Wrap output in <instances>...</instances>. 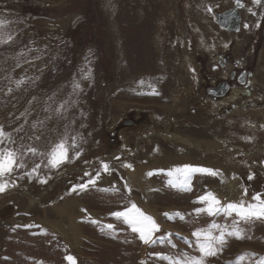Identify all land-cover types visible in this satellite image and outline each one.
<instances>
[{
	"label": "rangeland",
	"instance_id": "rangeland-1",
	"mask_svg": "<svg viewBox=\"0 0 264 264\" xmlns=\"http://www.w3.org/2000/svg\"><path fill=\"white\" fill-rule=\"evenodd\" d=\"M90 4L99 11L95 17H88ZM234 7L243 25L228 29L222 13ZM0 20L6 22L0 37L13 38L0 43V126L11 134L0 148L14 150L24 165L0 178L8 182L0 193V264H69V255L76 264H168L156 253L197 257L192 233L213 222L230 226L234 217L196 216L193 210L203 205L193 201L215 187L223 203L264 196V172L248 168L262 166L260 157L264 162V0H244V7L235 0H0ZM75 28L82 45H73ZM220 84L218 100L211 99L209 89ZM72 137L78 147L69 148V161L47 166V153ZM29 146L43 155L27 152ZM232 153L236 198L228 196V177L225 185L221 177L194 174L190 191L167 184V170L186 164L229 169ZM37 164L39 174L29 177ZM141 166L150 182L145 191L128 175ZM85 172H100L96 184L72 191L88 181ZM76 201L74 213L69 207ZM130 202L140 209L150 203L148 215L160 227L156 244H144L111 215ZM74 215L79 233L74 224L70 232L58 230L57 217ZM240 227L244 238L227 236L205 264H237L241 256L242 264H254L264 257V220Z\"/></svg>",
	"mask_w": 264,
	"mask_h": 264
},
{
	"label": "snow or ice",
	"instance_id": "snow-or-ice-1",
	"mask_svg": "<svg viewBox=\"0 0 264 264\" xmlns=\"http://www.w3.org/2000/svg\"><path fill=\"white\" fill-rule=\"evenodd\" d=\"M235 3L239 7H244L242 0H235ZM253 3L256 5H261L262 0H253ZM207 11L209 13L213 12L211 6H208ZM251 11V9H249ZM255 14V13H253ZM6 22L0 20V27H4ZM259 26V25H257ZM247 27V25H245ZM12 36L7 35L5 37H0V43H10L12 41ZM227 47V45H225ZM141 84L143 81L140 82ZM17 87H20L23 84L22 80L16 82ZM74 88H80V84L76 83ZM11 91V89H9ZM63 105H61V108ZM59 111V109H57ZM42 123V122H41ZM20 131V129H17ZM39 136H36V139L39 140ZM5 139H11V134L6 133L3 126H0V144H3ZM78 147L76 143V138H71V144L69 145L67 138H61L58 143L54 145L50 152L47 153V166L51 168H59L62 164L69 161V148ZM27 152H30L33 155H43V153H38L37 148L29 146ZM81 152L77 151L75 153V158H79ZM116 159H120L116 157ZM101 166L105 172L109 171V163L106 161H101ZM126 167L131 168L132 165H125ZM24 167L22 163H17V154L14 150L4 147L0 148V178H3L7 175H10L15 169ZM40 165L37 164L32 168L29 177L32 173L39 174L38 169ZM162 171V170H157ZM206 174L210 176H217L219 174L218 170L208 167H200L193 165H182L167 170V175L169 177L167 184L170 187L177 188L182 191L191 190V178L194 174ZM154 173L149 172L147 175L151 176ZM85 176H88L89 179L86 183L80 185H74L72 191L77 189L83 191L87 189L90 185L94 186L97 179L100 176V172H97L93 177L91 173L85 172ZM249 180L253 177L250 175ZM41 183H46V180L41 179ZM8 182H0V193L7 190ZM124 187L128 191L130 196L131 188L125 183ZM243 195H247V189H244ZM253 202H247L244 199H241L239 202H227L223 203L215 193L208 191L204 195L199 196L193 203H199L203 205L202 207H197L193 210L196 216L201 214H207L211 217L221 216L224 217H234L231 222V225H225L222 227L220 224L213 222L208 228H202L192 233L196 238V247L200 253L197 257H190L186 254H178L176 257H171L164 255L162 253H156L155 255L164 261H167L168 264H205V258L209 256H216L219 252L222 251L223 245L226 243L227 236H233L236 239H243V229L240 227L241 223H248L250 221L264 220V196L257 193L252 197ZM111 215L116 219L122 221L126 224L130 230L138 235V238L141 242L146 245H154L157 243V240L154 239V233L160 231L159 225L156 223L154 218L145 212H143L134 202L124 207L123 210L114 211ZM166 217L171 218L172 214L165 213ZM176 216L183 218L182 214L176 213ZM109 230H114L115 226L113 224H107L105 226ZM214 231H219V235H215ZM171 237L172 234H168ZM169 242H171L169 240ZM172 247H176L175 244H172ZM249 255V254H246ZM251 256L255 257V253H251ZM66 260L69 264H76L75 258L71 255L66 257ZM244 256H241L237 259V264H242ZM254 264H264V257H261L259 261H255Z\"/></svg>",
	"mask_w": 264,
	"mask_h": 264
},
{
	"label": "bare ground",
	"instance_id": "bare-ground-1",
	"mask_svg": "<svg viewBox=\"0 0 264 264\" xmlns=\"http://www.w3.org/2000/svg\"><path fill=\"white\" fill-rule=\"evenodd\" d=\"M236 6V5H235ZM230 14H232V13H230ZM228 14H225V16H227ZM233 15H234V19H235V21H237V16L233 13ZM244 23V22H243ZM240 25H241V27H242V19H241V22H240ZM244 27V26H243ZM244 29V28H243ZM249 84V83H248ZM255 89V88H254ZM244 91H246V94H248V95H250V93H251V90L250 89H248V86H247V88L246 89H243ZM240 91V90H239ZM253 91V90H252ZM175 138H177V140H182L183 142H185V145H191V146H195L189 139H187V141H186V137H183V136H180V135H176V137ZM213 145L214 146H218V144H217V142H213ZM187 146V147H188ZM262 148V147H261ZM183 149V148H182ZM187 155V154H186ZM184 157V156H183ZM186 160V159H185ZM189 161V160H188ZM188 161H187V163H188ZM216 163L217 164H219V162L218 161H216ZM221 168H223V167H221ZM145 168L143 167V166H141V167H137L136 168V170L134 171V172H128V175H130V177H132L133 178V176H134V183H136L139 187H143V191H145V187H147V186H150V185H148L149 183H148V180L145 178V176H144V174H145V171L146 170H144ZM224 169V168H223ZM226 171L227 172H229V169H226ZM234 173H236V171H230V175H231V177H233V178H231L230 176L228 177L229 178V180H228V182L231 184V186H232V192H229L228 194V196L229 197H237V195H238V189H237V186H238V183H239V180H236L235 178H234V176H233V174ZM237 176V175H236ZM127 178V177H126ZM111 181V180H110ZM109 183V182H108ZM111 183H113V182H111ZM239 197V196H238ZM72 201H75V200H72ZM70 202V201H69ZM77 201L76 202H74L73 204H70L71 206L69 207V203H68V207L69 208H71V210L75 213V205H77ZM150 203H146V205L147 206H144L143 208L141 207V209L142 210H145V211H147L146 212V214H150L151 212H152V209L150 208V205H149ZM31 206H33V205H31ZM59 205H57V206H54V208L53 209H56V207H58ZM33 207H35V208H37L36 206H33ZM65 207V206H64ZM63 208V207H62ZM30 211H33V210H30ZM29 211V212H30ZM55 211V210H54ZM58 213V212H57ZM40 215H42V214H40ZM47 215V214H46ZM43 216V215H42ZM60 216V215H59ZM75 216V215H74ZM73 216V218H69V217H66L65 218V220L63 221L62 220V218H64V217H62L61 219H59V217H57V219L59 220V221H57V222H55L56 224H59V228H58V230L60 229V230H62V231H64V232H66L67 231V229H68V232H70L71 231V229H72V225L71 224H74L73 225V232L74 233H76V232H78L79 233V231H80V227H79V225H77L76 224V220H77V218H76V216L74 217ZM93 216V215H92ZM48 218V217H47ZM67 221V222H66ZM37 223H43L44 225L45 224H48V223H46V221H44V220H41L40 218H38L37 219ZM53 227V226H52ZM53 228H55V227H53ZM67 235H69V233L67 234ZM71 238H72V236H71ZM77 239V235H75V237H74V240H76ZM72 240V239H71ZM81 250V249H80Z\"/></svg>",
	"mask_w": 264,
	"mask_h": 264
},
{
	"label": "crops",
	"instance_id": "crops-1",
	"mask_svg": "<svg viewBox=\"0 0 264 264\" xmlns=\"http://www.w3.org/2000/svg\"><path fill=\"white\" fill-rule=\"evenodd\" d=\"M264 121V120H263ZM261 126H263V124L261 125ZM230 145V144H229ZM231 146V149H232V145H230ZM232 151H233V153H234V150L232 149ZM233 153H232V155L231 156H229V158H228V160H226V166L229 168V172H227L225 169H221V168H218V172H219V174L217 175V177L218 178H222L223 179V182L225 183V185H226V180H225V177H231V175H230V171L233 169V168H230V167H235V165L234 164H232V166H230V164L232 163V158H233ZM240 153V152H239ZM261 158V160H260V162L262 163V166L260 165V163H256V164H254L253 166H248V168H249V171L250 172H252V173H254V171H258L259 173H262V172H264V162H263V157H260ZM236 168V167H235ZM247 168V169H248ZM240 169L242 170V167L240 166ZM237 170V169H236ZM244 184H245V182H244ZM215 191H218V188L216 189V187L214 188V193H215ZM251 193H253V192H251ZM239 197H243V195L241 194Z\"/></svg>",
	"mask_w": 264,
	"mask_h": 264
},
{
	"label": "water",
	"instance_id": "water-1",
	"mask_svg": "<svg viewBox=\"0 0 264 264\" xmlns=\"http://www.w3.org/2000/svg\"><path fill=\"white\" fill-rule=\"evenodd\" d=\"M233 13L237 16V21H235ZM225 14H228V15L225 16ZM241 19L242 17H241L240 10L238 8H232L231 10L222 14L221 22L228 29H239L241 26L240 25Z\"/></svg>",
	"mask_w": 264,
	"mask_h": 264
},
{
	"label": "trees",
	"instance_id": "trees-1",
	"mask_svg": "<svg viewBox=\"0 0 264 264\" xmlns=\"http://www.w3.org/2000/svg\"><path fill=\"white\" fill-rule=\"evenodd\" d=\"M98 13L99 11H98V9L97 8H95L92 4H90L89 5V7L87 8V14H88V17H95L96 16V13ZM87 26H88V23L86 24V26L83 28V29H86L87 28ZM77 28H75V29H72L71 31H70V35L72 36V38H73V40H74V43H73V45L74 44H79V45H82L83 44V42L84 41H82V36H80V35H77L75 32H77ZM84 32V31H83ZM77 38H76V37Z\"/></svg>",
	"mask_w": 264,
	"mask_h": 264
},
{
	"label": "flooded vegetation",
	"instance_id": "flooded-vegetation-1",
	"mask_svg": "<svg viewBox=\"0 0 264 264\" xmlns=\"http://www.w3.org/2000/svg\"><path fill=\"white\" fill-rule=\"evenodd\" d=\"M227 75H228V76H227L228 78H227V79H224V80H227V82H228V80H229V78H230L229 75L232 76V74L227 73ZM200 81H201V84H202V83H203V80L200 79ZM227 82H226V83H227ZM222 85H223V84L217 85V87H216V86H215V87H211V86H210L211 88H210L209 90H212V91H211V93H212V97H211V99L214 100L215 98H217L216 100H218L219 97L216 96V93H218V92L221 90L220 88H221ZM208 96H209V95H208Z\"/></svg>",
	"mask_w": 264,
	"mask_h": 264
}]
</instances>
